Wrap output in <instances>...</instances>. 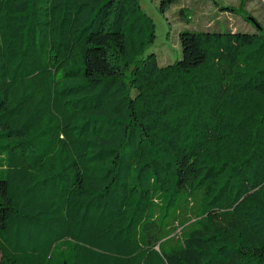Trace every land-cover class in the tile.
I'll use <instances>...</instances> for the list:
<instances>
[{
  "label": "trees",
  "instance_id": "trees-1",
  "mask_svg": "<svg viewBox=\"0 0 264 264\" xmlns=\"http://www.w3.org/2000/svg\"><path fill=\"white\" fill-rule=\"evenodd\" d=\"M253 23L161 67L138 0H0L1 264H264Z\"/></svg>",
  "mask_w": 264,
  "mask_h": 264
},
{
  "label": "rangeland",
  "instance_id": "rangeland-1",
  "mask_svg": "<svg viewBox=\"0 0 264 264\" xmlns=\"http://www.w3.org/2000/svg\"><path fill=\"white\" fill-rule=\"evenodd\" d=\"M138 1L156 25V40L146 55L155 53L161 67L182 59L184 31L254 32L253 21L264 29V0H179L165 13L160 10L162 0ZM223 7L234 12H224Z\"/></svg>",
  "mask_w": 264,
  "mask_h": 264
},
{
  "label": "water",
  "instance_id": "water-1",
  "mask_svg": "<svg viewBox=\"0 0 264 264\" xmlns=\"http://www.w3.org/2000/svg\"><path fill=\"white\" fill-rule=\"evenodd\" d=\"M253 22H255V21H253ZM258 25V24H257ZM259 26V25H258ZM260 27V26H259Z\"/></svg>",
  "mask_w": 264,
  "mask_h": 264
}]
</instances>
